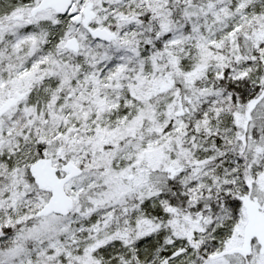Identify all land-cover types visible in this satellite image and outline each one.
Returning <instances> with one entry per match:
<instances>
[{
    "label": "snow or ice",
    "instance_id": "1",
    "mask_svg": "<svg viewBox=\"0 0 264 264\" xmlns=\"http://www.w3.org/2000/svg\"><path fill=\"white\" fill-rule=\"evenodd\" d=\"M0 264H264V0H0Z\"/></svg>",
    "mask_w": 264,
    "mask_h": 264
}]
</instances>
